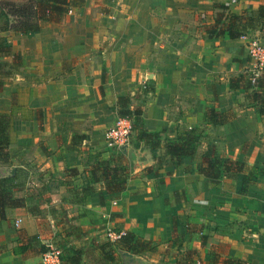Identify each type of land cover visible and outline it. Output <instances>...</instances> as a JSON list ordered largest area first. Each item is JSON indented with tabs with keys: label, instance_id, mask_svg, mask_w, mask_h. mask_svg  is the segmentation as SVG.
<instances>
[{
	"label": "crops",
	"instance_id": "1",
	"mask_svg": "<svg viewBox=\"0 0 264 264\" xmlns=\"http://www.w3.org/2000/svg\"><path fill=\"white\" fill-rule=\"evenodd\" d=\"M213 5L238 15L255 11L264 0H85L59 23H42L36 33L0 34L21 58L0 90L14 167L50 177L56 186L71 181L65 171H84L88 148L102 157L113 150L104 136L122 110L140 108L142 128L164 138L191 128L201 133L194 157L178 164L139 149V161L146 162L130 172L119 194L96 184L81 205H72L64 186L51 189L49 208L63 203L71 225L90 239L106 240L109 230L171 249L178 238L185 251L195 252L196 264H209L210 254L218 264L224 259L264 264V116L245 107L242 93L227 88L229 78L249 70L245 46L254 39L204 37L201 26L212 23ZM255 40L264 47V34ZM0 62L9 64L10 57ZM117 98H128V105L119 107ZM205 108L234 116L210 125ZM207 142L258 175L245 187L244 174H221L210 184L195 170ZM43 209L36 216L26 208L4 211L0 264L40 263L37 243L28 240L37 236L50 243L49 235L59 231L47 206ZM21 246L23 253L12 252Z\"/></svg>",
	"mask_w": 264,
	"mask_h": 264
},
{
	"label": "trees",
	"instance_id": "2",
	"mask_svg": "<svg viewBox=\"0 0 264 264\" xmlns=\"http://www.w3.org/2000/svg\"><path fill=\"white\" fill-rule=\"evenodd\" d=\"M84 3L85 0H23L20 3L0 0V34L11 32L17 36L36 33L42 23H59L72 9L81 8ZM213 11L212 23L201 26V34L208 39L223 36L230 40L237 39L251 31L264 34V5L258 6L253 12L243 11L238 15L231 13L226 6L222 5H213ZM4 57H10V63L0 62V90L4 85V80L11 77L21 65L20 56L12 53L10 47L0 37V59ZM254 76L255 78L251 82V78ZM104 81L105 67H102L101 82ZM227 88L230 91L242 93L245 107H256L257 114L264 116V72L257 76L244 72L231 77L227 81ZM146 90L143 88L141 91L145 94L148 92ZM128 102V98H117L116 100V104L121 108H125ZM117 115L128 116L132 121V136L130 135L128 144L136 149H146L152 158H156L155 152L160 149V134L149 133L142 128L141 109L122 110ZM233 116L231 111L220 113L212 108H205L203 112L204 121L210 125H223ZM7 128V116L0 115V168L4 169L6 173L0 178V219H3L6 209L15 208H26L30 215L36 216L40 214L39 206L36 203L29 204L26 198L15 197V193L27 183L30 173L12 166L7 149ZM201 140V133L191 128L177 133L172 139L164 138L161 150L173 163L178 164L183 157H194ZM85 157L84 171L78 174L75 169L66 170L65 177L71 178V181L57 182V186H64L68 203L81 205L84 198L94 191L96 184H101L104 190L111 195L119 194L125 189L126 182L130 177V164L119 150L113 149L106 157H102V154L92 153L88 148L85 151ZM195 170L212 185L218 182L221 174L229 178L236 174H244L243 186L245 187L254 175H258L256 169L224 157L216 146L209 142L206 143L205 149L199 155ZM147 171L150 172L151 169L148 168ZM32 172L35 173L36 182L41 186V192H43L37 195L41 199L40 203L50 207L51 189L57 187L56 183L50 177H44L43 174L35 171ZM48 213L54 217L55 227L62 230L65 239H70L72 242L84 241L87 233L79 227L71 225L73 219L66 216L63 203L59 204L56 209L51 207ZM61 241L62 244L57 243L54 246L57 249L60 248V264H80L83 256L86 258L85 254L90 250L100 251V256L93 262L94 264H119L118 250L141 255L148 252L150 247L149 243L135 239L130 233L123 234L113 244L90 242L88 245L83 242L79 248L69 246V248L63 249L65 242ZM28 242L37 243L39 255L51 245L49 242L45 243L44 240L39 242L37 236L31 237ZM25 250L26 246H21L14 248L12 252L20 255ZM194 256L195 252L186 251L183 261L177 264H194L192 259ZM209 264H218L215 255L210 254ZM219 264L242 263L234 259H224Z\"/></svg>",
	"mask_w": 264,
	"mask_h": 264
},
{
	"label": "rangeland",
	"instance_id": "3",
	"mask_svg": "<svg viewBox=\"0 0 264 264\" xmlns=\"http://www.w3.org/2000/svg\"><path fill=\"white\" fill-rule=\"evenodd\" d=\"M16 3H20L23 0H10ZM248 34H250L252 36V39H258V32L257 31H251ZM103 54H106V50H104L102 52ZM248 61H250V59L247 57ZM252 63V62H251ZM249 68H251V65L249 64ZM10 78V77H9ZM8 78V79H9ZM8 79L4 80V84L8 82ZM132 136V134H131ZM163 140H164V136L160 135V144H163ZM160 147V146H159ZM150 155V153H149ZM156 157L159 158H163L165 157L164 152L160 149L157 150V152H155ZM151 156V155H150ZM92 161V160H90ZM30 175L27 178V183L25 184V186H22L20 191H17L15 193L16 197H24L27 199V203L29 204H37L39 206V210L43 209V205L40 203V200L37 195L41 192V186L36 182V177H35V173L34 172H29ZM43 193V192H41ZM45 194V193H44ZM43 194V197L45 198V195ZM39 199V200H38ZM38 200V201H37ZM51 208L47 207V210H50ZM45 210V209H43ZM41 219H43V216L41 217ZM41 223L43 224V220L41 221ZM59 231H57L56 233H54L53 236L49 235L50 237V243L51 246L54 247L56 246V244H62V241L65 242V245L63 246V249L69 248V246H73L74 248H79L82 246L83 242H86L88 245L90 242L95 243V244H101V243H115V242H109L105 237L104 239L106 240H94V239H90V237H88V235H86V238L83 239L84 241H79V242H72L70 241V239H65V237L63 236V232L60 228H58ZM47 234H45L44 236H47ZM44 238V237H42ZM177 238V237H176ZM172 246L170 247L171 249H166V247L164 246H152L149 247V251L143 253V255H145V257H147L148 259L152 260L153 264H175V262L177 263H181L183 261V256L185 254V247L182 246V242L177 238L175 241L173 240L172 242ZM60 249V248H59ZM86 258L82 259V264H94L93 262L96 261L97 258H99L100 256V251H94V250H90L87 252V254H85ZM193 259V258H192ZM195 260V257H194ZM196 264V263H194Z\"/></svg>",
	"mask_w": 264,
	"mask_h": 264
},
{
	"label": "built area",
	"instance_id": "4",
	"mask_svg": "<svg viewBox=\"0 0 264 264\" xmlns=\"http://www.w3.org/2000/svg\"><path fill=\"white\" fill-rule=\"evenodd\" d=\"M246 55L250 59L251 68L247 73L251 75H259L264 72V47L261 46L257 40L249 41L246 46ZM255 76L251 78L253 82ZM132 121L128 116L116 117L113 125L105 133V142L110 149H119L120 146L128 144L130 135L132 133ZM123 234L106 231V239L109 242H116ZM60 250L49 245L47 249L40 255L39 264H60Z\"/></svg>",
	"mask_w": 264,
	"mask_h": 264
},
{
	"label": "water",
	"instance_id": "5",
	"mask_svg": "<svg viewBox=\"0 0 264 264\" xmlns=\"http://www.w3.org/2000/svg\"><path fill=\"white\" fill-rule=\"evenodd\" d=\"M122 154H124L129 163H130V172H134L138 169V167H143L144 163L146 162H140V153L139 149L134 148L132 145L124 144L119 147L118 149ZM5 170L0 168V178L5 175ZM119 258L122 262L128 263V264H148L141 256L131 254L124 250H118Z\"/></svg>",
	"mask_w": 264,
	"mask_h": 264
}]
</instances>
